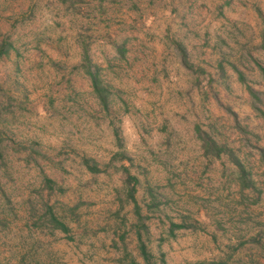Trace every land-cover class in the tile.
Listing matches in <instances>:
<instances>
[{
    "label": "rangeland",
    "instance_id": "1",
    "mask_svg": "<svg viewBox=\"0 0 264 264\" xmlns=\"http://www.w3.org/2000/svg\"><path fill=\"white\" fill-rule=\"evenodd\" d=\"M5 39L0 264H264V0H0Z\"/></svg>",
    "mask_w": 264,
    "mask_h": 264
},
{
    "label": "trees",
    "instance_id": "2",
    "mask_svg": "<svg viewBox=\"0 0 264 264\" xmlns=\"http://www.w3.org/2000/svg\"><path fill=\"white\" fill-rule=\"evenodd\" d=\"M9 42H7V40L5 39L3 42H1L0 44V53L4 50V48L6 47V45H9L8 44ZM88 73H89V76H90V79H91V83H92V86L95 90V92L98 94V97L100 99V101L104 102L105 101V94L102 92V88H100V84H99V78L97 76V74L92 71L89 66L86 68ZM248 89L251 93H253V89L248 86ZM196 131H197V134L198 136L201 138L202 140V146L204 148V152L206 154H213V155H220L221 151L225 150L226 148L220 144L219 142H217L215 139H213L212 137H210L209 135H207V132L205 130H203L199 125H196ZM232 152H230L231 154ZM234 161L236 163V165L238 166H241V162L239 160V158L235 157L234 156ZM133 180H136V178L127 173V176H126V182L127 184H129L130 186L129 187V193L130 195L132 196V190L134 188L133 186ZM57 225H60V227H62L63 229H65V224L60 221V220H57ZM140 249H141V252L144 256V258L146 259V262L147 264H155L154 262H152L149 257H150V254L149 252L146 250V247H145V244L143 242L140 243Z\"/></svg>",
    "mask_w": 264,
    "mask_h": 264
}]
</instances>
